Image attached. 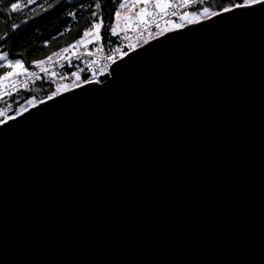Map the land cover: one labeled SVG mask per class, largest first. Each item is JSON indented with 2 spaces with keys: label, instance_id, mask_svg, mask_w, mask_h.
I'll list each match as a JSON object with an SVG mask.
<instances>
[{
  "label": "water",
  "instance_id": "water-1",
  "mask_svg": "<svg viewBox=\"0 0 264 264\" xmlns=\"http://www.w3.org/2000/svg\"><path fill=\"white\" fill-rule=\"evenodd\" d=\"M262 260L258 19L161 49L0 137V264Z\"/></svg>",
  "mask_w": 264,
  "mask_h": 264
},
{
  "label": "snow or ice",
  "instance_id": "snow-or-ice-1",
  "mask_svg": "<svg viewBox=\"0 0 264 264\" xmlns=\"http://www.w3.org/2000/svg\"><path fill=\"white\" fill-rule=\"evenodd\" d=\"M111 2L115 7L106 22L107 0H0V22L22 11L32 13L0 33V99L14 98L20 90L29 89L31 81L43 77L54 84V90L42 98L29 96L16 106L0 107V137H7L71 102L111 91L132 66L161 49L223 26H251L257 19L264 26V0H227L215 8L203 6L206 0ZM197 4L202 6L198 11L189 10ZM53 14L63 16L57 21L63 31L44 39V48L57 35L71 32V26L80 24L82 18L84 26L71 42L43 58L27 61L25 52L14 50V46L28 31L30 21L39 23ZM32 31L39 36L38 27ZM57 66L68 70L56 71Z\"/></svg>",
  "mask_w": 264,
  "mask_h": 264
},
{
  "label": "trees",
  "instance_id": "trees-1",
  "mask_svg": "<svg viewBox=\"0 0 264 264\" xmlns=\"http://www.w3.org/2000/svg\"><path fill=\"white\" fill-rule=\"evenodd\" d=\"M9 0H5V3H8ZM227 0H216L214 2H209L207 6L210 7H220ZM104 3V0H102ZM106 8L105 20L107 22L112 10L115 7V4L111 0H107V3H104ZM32 13L28 11H22L17 15L7 18L5 21L0 22V33L5 30H10L9 25L13 22L20 23L26 16H31ZM63 16L58 14H53L52 16H45L43 19L39 20V23L30 21L28 31L24 33L23 38L20 43L14 46V50H20L25 52L24 58L27 61L32 59L43 58L44 55L48 54L50 51L56 50L60 46H64L67 42H71L74 38L77 37L80 29L84 26V19L82 18L81 23L73 25L71 32L65 33L63 36L57 35V38L51 41L48 48H44L42 41L50 34H56L58 31H63V28L58 26L57 21L62 20ZM39 28L40 34L33 32V28ZM50 90H54V85L47 83H36L30 89L20 91L18 95H15L14 98H4L0 99V107H7L8 104L16 106L17 102H23L26 97L34 96L36 98L44 97Z\"/></svg>",
  "mask_w": 264,
  "mask_h": 264
},
{
  "label": "built area",
  "instance_id": "built-area-1",
  "mask_svg": "<svg viewBox=\"0 0 264 264\" xmlns=\"http://www.w3.org/2000/svg\"><path fill=\"white\" fill-rule=\"evenodd\" d=\"M214 1H216V0H206L205 5H203V6H206L209 2H214ZM200 7H202V6H201V5H198V4H197V5H192V6H190L189 10H192V11H198ZM133 38H134V36H133ZM113 39H115V38H113ZM106 47H107V43H106ZM80 66H81V67H84L83 62H81ZM55 70H56V71H67L68 69H61V68H59V66H57V68H56ZM39 82L54 85L53 83H51V82L49 81L48 77H43L42 79H37V80L31 81V82H30V87H29V89H30L34 84L39 83ZM24 90H28V89H22V90H20V91H24Z\"/></svg>",
  "mask_w": 264,
  "mask_h": 264
},
{
  "label": "rangeland",
  "instance_id": "rangeland-1",
  "mask_svg": "<svg viewBox=\"0 0 264 264\" xmlns=\"http://www.w3.org/2000/svg\"><path fill=\"white\" fill-rule=\"evenodd\" d=\"M207 6V5H206Z\"/></svg>",
  "mask_w": 264,
  "mask_h": 264
}]
</instances>
